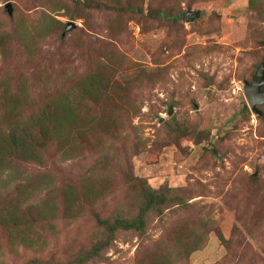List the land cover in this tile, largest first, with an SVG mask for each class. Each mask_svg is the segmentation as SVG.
I'll return each instance as SVG.
<instances>
[{
    "label": "rangeland",
    "instance_id": "374dc122",
    "mask_svg": "<svg viewBox=\"0 0 264 264\" xmlns=\"http://www.w3.org/2000/svg\"><path fill=\"white\" fill-rule=\"evenodd\" d=\"M249 1L129 0L142 12L120 14L89 8L82 0H0V92L9 87L26 100L27 114L83 76L88 62L103 59V48L123 55V69L117 66L121 61L112 64L113 80L120 87L128 82L130 89L120 95L129 96V111L114 109L111 96L106 99L116 120L104 130L111 127L115 137L91 143L104 144L92 146L110 156L114 183L94 206L111 211L127 195L122 181L127 173L176 194L162 214L151 216L143 235L119 233L101 260L87 264H135L161 237L178 236L187 216L193 225L198 216L215 221L204 244L182 264H264V105L258 106L261 116L252 112L243 89L264 61V0ZM187 11L198 15L186 20ZM68 21L75 27L62 35ZM123 99H117L118 107ZM95 158L86 149L76 159L48 158L45 166L62 182L75 186L87 177L97 187ZM26 169L43 171L36 164ZM91 210L72 219L73 212L66 217L57 205L54 233L41 252L22 246L10 252L7 232L0 230L4 260H61L93 234Z\"/></svg>",
    "mask_w": 264,
    "mask_h": 264
},
{
    "label": "trees",
    "instance_id": "16d2710c",
    "mask_svg": "<svg viewBox=\"0 0 264 264\" xmlns=\"http://www.w3.org/2000/svg\"><path fill=\"white\" fill-rule=\"evenodd\" d=\"M122 1L126 0H82V3L89 8L120 14L142 12L140 7L131 6L129 0L125 6H117ZM253 1L250 0V4ZM1 33L2 39H5L7 32ZM103 50L106 51L102 53L103 59L88 62L83 76L72 85L61 88L55 97L28 114L25 111L26 100H19L9 87L0 92V230L7 232L5 243L9 251L14 252L22 246L41 252L46 236L54 233L57 205L66 217H71L73 212L72 219L85 215L87 207L94 209L89 212L94 232L88 239H83L77 249L69 248L59 261L48 259L43 262L36 258L28 264H87L99 261L104 252L114 245L119 233L131 231L143 235L151 216L162 214L164 208L175 201L173 188H153L145 178L127 173L122 180L129 189L127 195L115 200L116 205L106 214L94 206L97 198L103 195V189L111 188L114 183L110 156L102 147L92 146L104 144L99 141L91 143L105 135L115 137L111 134V127L104 130V125L114 119L106 99L111 96L114 109L124 114L129 111L130 105L127 93L120 95L123 89H130L128 82L120 87L113 80L117 73L112 64L121 61L117 66L123 69V55L115 48L105 47ZM118 98H124L119 107ZM2 118L5 120L1 121ZM86 149L96 155L91 168L100 175L98 188L92 178L87 177L75 186L62 182L57 178V172H51L45 166L48 158L76 159ZM28 164H36L43 171L30 173L26 169ZM193 220L189 216L184 218L179 223L178 236L172 241L161 237L156 248L135 264H182L189 253L204 244L207 229L215 221L198 216L193 225ZM219 236L226 243L221 233ZM175 247L177 251L173 250ZM0 264H9L2 254V240Z\"/></svg>",
    "mask_w": 264,
    "mask_h": 264
},
{
    "label": "water",
    "instance_id": "95a60500",
    "mask_svg": "<svg viewBox=\"0 0 264 264\" xmlns=\"http://www.w3.org/2000/svg\"><path fill=\"white\" fill-rule=\"evenodd\" d=\"M4 7L7 10L8 15L12 14V6L10 2L4 4ZM194 14L195 16L198 15V12H186V20H192L190 14ZM75 27V23L72 21H68L64 27V35L67 31L71 30ZM261 44L264 46V40L261 41ZM243 89H244V96L248 103V106L252 112L256 115L261 116L262 110L258 107L260 105H264V61H261L256 68L254 75L252 76L251 80H244L243 81ZM172 113L171 107H169L167 114L170 115ZM163 118L161 116L158 117V121L161 122Z\"/></svg>",
    "mask_w": 264,
    "mask_h": 264
}]
</instances>
